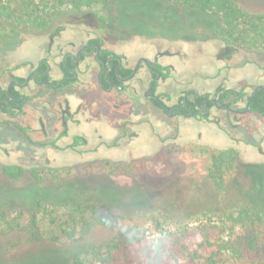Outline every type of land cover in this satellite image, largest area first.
I'll return each instance as SVG.
<instances>
[{
    "label": "flooded vegetation",
    "instance_id": "1",
    "mask_svg": "<svg viewBox=\"0 0 264 264\" xmlns=\"http://www.w3.org/2000/svg\"><path fill=\"white\" fill-rule=\"evenodd\" d=\"M0 39L3 173L21 172L27 152L48 164L93 153L122 154L130 163L172 145L237 157L249 145L242 132L264 121V54L251 60L237 43L217 39L206 56L205 44L190 39H114L58 19L39 28L6 26ZM29 44L36 54L20 56ZM252 66L254 83L246 76ZM193 125L230 131L229 145L200 143L189 134ZM144 137L154 144L142 152ZM251 146L264 156V136Z\"/></svg>",
    "mask_w": 264,
    "mask_h": 264
},
{
    "label": "rangeland",
    "instance_id": "2",
    "mask_svg": "<svg viewBox=\"0 0 264 264\" xmlns=\"http://www.w3.org/2000/svg\"><path fill=\"white\" fill-rule=\"evenodd\" d=\"M236 3L247 13L264 15V0ZM56 10L54 19L95 29L101 36L181 37L205 44L206 56L208 46L221 39L213 35L218 24L214 16L157 0H99L90 7L64 5ZM6 26L15 24L0 18V31ZM243 47L251 60L264 54V48ZM33 53L31 44L19 52L23 57ZM254 68L246 75L252 83L259 80ZM189 134L194 139L200 135V143L217 149L226 148L232 136L230 131L202 125H193ZM242 136L249 145H240L220 187L208 172L211 156L223 152L195 146L172 145L130 163L122 154L93 153L48 164L22 153L19 178L10 179L0 170V215L5 216H0V264H70L74 255L84 258L87 247L121 232L130 231V237L150 244L164 231H195L230 210L249 207L264 214V156L251 146L264 136V121L252 120ZM143 139L147 140L142 152L154 144L150 137ZM102 216L107 225L83 234V219L96 222ZM115 218L121 222L119 229L112 226ZM8 223H13L12 230L6 228ZM189 239L194 245L199 242L197 234Z\"/></svg>",
    "mask_w": 264,
    "mask_h": 264
},
{
    "label": "trees",
    "instance_id": "3",
    "mask_svg": "<svg viewBox=\"0 0 264 264\" xmlns=\"http://www.w3.org/2000/svg\"><path fill=\"white\" fill-rule=\"evenodd\" d=\"M99 0H0V18L26 28L46 27L57 16L58 7H90ZM180 8H189L214 16L218 24L213 35L226 42L249 48H264V15L250 14L241 9L236 0H157ZM56 10V11H55ZM236 156L224 152L211 156L208 178L220 187L223 176L232 167ZM4 174L16 180L21 172ZM40 204V203H37ZM5 218L4 214L0 215ZM96 225H107L104 218L96 222L83 219V234ZM34 226V222L31 223ZM13 229V223L7 224ZM121 232L113 238L87 247L85 257L74 255L70 264H148L149 244ZM199 236L197 244L190 237ZM162 264H264V214L249 207L222 213L218 220H209L194 230L177 229L162 232ZM40 258V257H38Z\"/></svg>",
    "mask_w": 264,
    "mask_h": 264
},
{
    "label": "clouds",
    "instance_id": "4",
    "mask_svg": "<svg viewBox=\"0 0 264 264\" xmlns=\"http://www.w3.org/2000/svg\"><path fill=\"white\" fill-rule=\"evenodd\" d=\"M112 226L119 229L121 227V222L119 218H115L111 221ZM149 254H155V258L152 255L148 256V264H162L163 256L161 255L162 249V242L160 238H154L150 242L148 248L145 250Z\"/></svg>",
    "mask_w": 264,
    "mask_h": 264
}]
</instances>
